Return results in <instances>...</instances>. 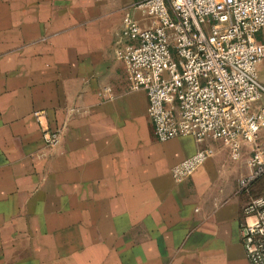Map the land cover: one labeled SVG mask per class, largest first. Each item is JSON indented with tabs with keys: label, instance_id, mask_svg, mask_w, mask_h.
Wrapping results in <instances>:
<instances>
[{
	"label": "crops",
	"instance_id": "crops-1",
	"mask_svg": "<svg viewBox=\"0 0 264 264\" xmlns=\"http://www.w3.org/2000/svg\"><path fill=\"white\" fill-rule=\"evenodd\" d=\"M138 1L0 0V264H250L238 180L251 147L237 162L222 141L156 138L117 56Z\"/></svg>",
	"mask_w": 264,
	"mask_h": 264
},
{
	"label": "built area",
	"instance_id": "built-area-1",
	"mask_svg": "<svg viewBox=\"0 0 264 264\" xmlns=\"http://www.w3.org/2000/svg\"><path fill=\"white\" fill-rule=\"evenodd\" d=\"M120 36L132 43L117 56L126 65L130 90L146 94L156 138L222 141L237 162L248 145L252 155L238 190L250 194L264 179V84L258 72L264 61V0H140L125 11ZM44 141L55 147L60 132L46 130ZM213 155L204 148L174 166V180L184 182ZM243 216L248 260L264 264V196L250 199Z\"/></svg>",
	"mask_w": 264,
	"mask_h": 264
},
{
	"label": "rangeland",
	"instance_id": "rangeland-1",
	"mask_svg": "<svg viewBox=\"0 0 264 264\" xmlns=\"http://www.w3.org/2000/svg\"><path fill=\"white\" fill-rule=\"evenodd\" d=\"M261 196H264V179L253 187L250 199Z\"/></svg>",
	"mask_w": 264,
	"mask_h": 264
},
{
	"label": "trees",
	"instance_id": "trees-1",
	"mask_svg": "<svg viewBox=\"0 0 264 264\" xmlns=\"http://www.w3.org/2000/svg\"><path fill=\"white\" fill-rule=\"evenodd\" d=\"M262 180H263V179H262ZM262 180H260V181H262ZM260 181H258L256 184H258ZM256 184H255V185H256ZM255 185H254V186H255ZM254 186H253V187H254ZM252 189H253V188H252Z\"/></svg>",
	"mask_w": 264,
	"mask_h": 264
}]
</instances>
